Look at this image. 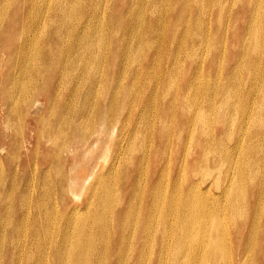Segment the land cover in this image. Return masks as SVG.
<instances>
[{
	"label": "bare ground",
	"instance_id": "1",
	"mask_svg": "<svg viewBox=\"0 0 264 264\" xmlns=\"http://www.w3.org/2000/svg\"><path fill=\"white\" fill-rule=\"evenodd\" d=\"M118 1H110L122 14L114 43L100 25L104 0H0V154L9 147L5 160L0 155V222L20 209L27 220L41 200L46 224L53 229L62 218L69 229L51 253L44 233L17 248L10 234H0V264L8 245L10 264H107L94 253L106 236L93 237L94 224L83 220L92 215L104 229L112 205L113 231L119 211L124 218L116 248L126 258L117 264H264V0H247L238 22L235 1L230 8L209 1L212 10L220 6V25L228 14L219 48L222 27L208 17L206 0H147L150 16L145 0L121 1L124 11ZM33 117L35 126L48 119L50 145L34 164L37 179L32 157L21 156L24 142L33 141L26 133ZM92 151L100 154L90 160ZM80 157L93 182L83 203H69L68 191L78 196L72 182L80 170L65 188V167L71 163L72 171ZM39 180L67 202L63 213L59 196L40 197ZM183 181H190L191 199L182 198ZM169 183L176 195L167 201ZM249 197L256 199L252 208ZM79 227L81 239L90 234L91 241L77 247ZM249 229L253 243L245 244Z\"/></svg>",
	"mask_w": 264,
	"mask_h": 264
},
{
	"label": "rangeland",
	"instance_id": "2",
	"mask_svg": "<svg viewBox=\"0 0 264 264\" xmlns=\"http://www.w3.org/2000/svg\"><path fill=\"white\" fill-rule=\"evenodd\" d=\"M110 1L111 0H108V3H107V0H104V4L106 3V6H108V5L109 6H108V10H106L105 13L100 17V20L102 21V23L100 25L103 28V32H104L105 37H107L105 39L108 40V38H111V40L114 43H116V41L118 39L116 37H113V34L116 31V30H114V21H116V19L120 18L122 16V14L118 13V8H115L114 12H113V10H111L110 6L112 3ZM121 1H123V0H119L116 4H117V6L121 5L119 8L124 11V7L122 4L123 2H121ZM146 1L147 0H145V5H144L145 12H146V15L148 14L147 16H150V14H151L150 13V6H148V2H146ZM172 1H174V3H175V1H177V0H169L168 2H170L172 4ZM209 1L210 0H206L203 3V6L207 9V12H209L208 17L213 19V23L218 27V29H219V27H222V26L224 27L226 19L228 17L227 12L224 13L223 20H222L221 25H220V23L216 21L218 15H219L218 7H220V6H216L212 10L211 6L209 5ZM233 1H235V5L233 7V20L238 22V20H237L238 15L239 16L243 15L242 13H240V9L247 7V4H248L247 0H220V1H218V3L221 2L223 7L228 6V8H230L231 5H233ZM80 2H84V1H80ZM98 2H103V1H98ZM228 2H230L231 4H229ZM72 11L75 12V10H72ZM116 13H118V16L116 15ZM193 13L196 14L195 11H193ZM193 13H191V16L193 15ZM188 15H189V13L186 12V16H188ZM203 19L205 20L204 16H203ZM249 21H250V24H252L253 19H250ZM242 23L243 22H241V24ZM9 26L10 25H8V28H9ZM223 27L221 28L222 30L218 31V33L216 34L217 38L214 40V44L217 48H219L221 46V40L223 42V32H224ZM140 28H142V21L137 22L135 25V30L140 29ZM237 28H238V26H237ZM90 39H91V37L85 39V41L88 42V41H90ZM132 43H134L136 45L137 40L136 39L131 40L130 45H132ZM202 49L203 48H201V50H200V48H197L199 53H201V51H203ZM130 53L134 54V52H132V51ZM118 56H119V59L121 60L122 55H118ZM207 61H208V59H207ZM131 62H133V61H131ZM131 64H132V66H131L132 68L136 67L135 63H130L129 66ZM213 67H215L217 70L218 65H216L214 62ZM100 71H99V74L101 76L100 79L104 80L106 71L104 72L103 66H101ZM103 74H104V76H103ZM207 76H209V75H207ZM207 76H204V77H207ZM123 81H124V79H123ZM0 82H1V78H0ZM41 105H42V103H41ZM35 115H36V113L33 116H35ZM40 115H42V114L40 113ZM91 116L94 118H97L96 113H93ZM1 118H2V111H0V123H1L0 124V135L3 136V138H4V136L6 135V131H5L4 125L2 124ZM36 122H37V119L35 120L33 117L30 125L28 124V128L26 130L27 135L31 134L33 141L31 142V139L27 140L26 142H24V144H23L24 146H22V148H21L22 149L21 150V152H22L21 156L30 155L29 157H32L31 166L33 167V170L35 172V174H34L35 179H37V175H36V170H35L34 164H38V162H40L41 159L44 156H46L47 148L50 147V145L47 143L46 137H45V133L48 130V119H43L40 122V124L37 126H35ZM38 131H41V134H37ZM36 138H39L41 140L40 145H39V149L35 148V139ZM116 138H117V133L115 132L112 141H114ZM104 141H105V139H104ZM7 146L8 145L2 146V147H4V150L0 154L1 156L3 154L2 158L4 160H5L6 154L9 150V147L7 148ZM5 147H6V150H5ZM33 149H34V153L31 154L30 152ZM92 154H94L93 157H92ZM98 154H100V153H98L97 151H92L91 153L89 152V159L91 160V159L97 158ZM175 155L178 156L177 153H175ZM80 159L82 160V157H80ZM86 161L87 160L83 159L82 162H77L78 165L75 166L72 171L70 170L72 167L71 163L65 167L66 171L68 172V181L67 180L65 181V188L69 187V182L73 180V177L75 176V174H77L78 170H80L78 173V175H79L78 179H76V180H74V182H72L73 188H75L76 191H78V196L73 197V195L68 191L66 196H67V200H68L67 202H69V203H80L81 204L87 198L86 186H87V184H90L91 182H93V181H91L93 174H92V172L90 173V175L88 174L86 167H85ZM100 161H101V159L99 160V162ZM99 162H97V163H99ZM97 163H96V166L94 167L95 171L98 169ZM196 164H198V162ZM142 167H143V169H145L144 166H142ZM170 170L173 173L175 171V167L171 166ZM0 171H1V168H0ZM38 178L40 179V169L38 170ZM208 179H211V177ZM109 182L110 181H107L106 184L108 185ZM37 183H38V187H40L41 190L45 191L44 193L40 194V197L47 198V197L53 196V195L59 196V198H60L59 210H60V214L63 213L65 210V206H66L67 202L65 203L64 206L62 205L61 195H59L56 191H54V189L50 186V184L47 187H44V182L42 180H39ZM110 185H111L110 188H112L113 184L110 183ZM82 186H83V188H82ZM182 186H184V193H183V197H182L183 200L191 199L193 194H186L187 193L186 189H189L190 181H183ZM113 189H114V187H113ZM174 195H176L174 193V185L169 183V189H168V192L166 194V200L168 201ZM160 198H162V195L160 196ZM150 199H151L150 195L146 194L145 195V202H148ZM249 200H250V208H252L256 199H252L251 197H249ZM152 204L155 205L156 202L154 201V202H152ZM32 206L34 207V212L31 215V217H30L29 212L26 213L27 220H22L20 218L21 209L18 211H12L9 214V216L7 218H5V220L3 222H0V234L1 235L10 234L12 237V241L15 240V241L19 242V244L15 245L17 248L20 246H30L31 239L34 237L33 235L35 233L36 234L44 233L47 236L46 241L48 242L46 244L47 252H50V251L52 252L53 250H55L56 246H58L60 244L62 238L65 237L64 235H62L63 234L62 230L65 228L68 229L67 224L61 218L59 224H55L54 228L52 229L49 226V224H46L47 223V217L49 214V209H48V206L46 205V203L41 201V200H35V201H33ZM113 207H114V205H112L111 207L108 208L109 217L107 219V223H109V224L106 227L102 226V227H105L104 229H100L97 226L98 219L92 215H90L87 219L83 220L87 224H89V223L94 224V228H93V231L91 233V235L93 237L99 235L100 233H103L106 236L105 241L101 245H99L97 248L94 249V253L98 254L100 261L107 259V264H117L121 259L126 258V256H125L126 254L120 255L117 248H116V245L119 244V242L122 241V239H123L122 231L119 229H116V228H117L118 223L121 224V222L124 221V218L123 219L121 218V214L119 211V215H118L119 217L115 219V223H114L115 230L113 231L112 230V222H113V219L115 218V216L117 214V212L113 209ZM139 212H140V209L138 207L137 208L135 207L132 209V214L134 216L141 218L139 216ZM57 218H58V214L55 216V220H57ZM59 219H60V215H59ZM180 222L181 221H179V224L176 227V229L180 228ZM41 223L46 224V229L43 232H38L37 227ZM112 231H113V233H112ZM85 232H87V230ZM89 235L90 234H87L85 236V239H81L80 227L77 228V231H76L74 238H73V242L75 243V246L80 247L84 242L91 241L88 238ZM260 237L262 240H264V227H262L260 230ZM244 243L245 244H252L253 243V241H252V230L251 229H249L248 237H247V239L244 240ZM172 244H171L172 245L171 250L174 249V244H177V242L173 241ZM11 248L12 247L10 245H8L7 246V253L4 255L6 264H10V262H11L10 261ZM156 249H157V247H156ZM141 252H144V251H141ZM9 255H10V257H9ZM51 255L52 254H50V256ZM247 264H251V263L248 262Z\"/></svg>",
	"mask_w": 264,
	"mask_h": 264
}]
</instances>
